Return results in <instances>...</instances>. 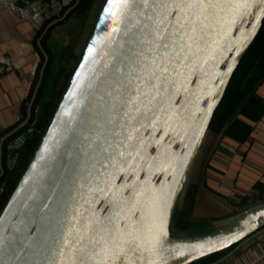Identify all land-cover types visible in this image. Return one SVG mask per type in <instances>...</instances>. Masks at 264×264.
Segmentation results:
<instances>
[{"label": "water", "instance_id": "95a60500", "mask_svg": "<svg viewBox=\"0 0 264 264\" xmlns=\"http://www.w3.org/2000/svg\"><path fill=\"white\" fill-rule=\"evenodd\" d=\"M263 22L264 0H106L0 214V264H132L154 214L180 245L146 264H190L264 227L263 200L172 230Z\"/></svg>", "mask_w": 264, "mask_h": 264}, {"label": "crops", "instance_id": "0c3cea01", "mask_svg": "<svg viewBox=\"0 0 264 264\" xmlns=\"http://www.w3.org/2000/svg\"><path fill=\"white\" fill-rule=\"evenodd\" d=\"M78 2L63 0L70 10ZM79 17L71 11L64 20L53 23V15L39 6L28 8L20 0H0V63L13 65L12 71L0 75V214L25 170L5 194L9 171L26 136L28 104L46 65L43 43L52 48L61 36L78 37L82 26ZM258 94L264 98V83ZM240 118L252 126L248 137L220 136L210 128L192 171L190 185L199 183L193 212L209 222L262 201L255 184L264 183V116L258 121ZM244 197H249L245 205L241 203ZM220 252L208 264H264V227Z\"/></svg>", "mask_w": 264, "mask_h": 264}, {"label": "trees", "instance_id": "16d2710c", "mask_svg": "<svg viewBox=\"0 0 264 264\" xmlns=\"http://www.w3.org/2000/svg\"><path fill=\"white\" fill-rule=\"evenodd\" d=\"M105 3L106 0H79L77 5L70 10V12L75 11L76 16H80L82 21H80L81 32L75 38L76 47L64 46L60 41L52 48L48 46V58L43 70L42 81L33 99L34 112L30 118L31 125L20 146L16 162L9 171L4 188L5 194L15 186L38 147ZM67 7L64 6V9ZM263 83L264 22L235 70L225 95L214 113L210 128L220 136H231L238 140L246 139L252 126L240 117L244 116L252 121H258L264 116V98L258 94V88ZM255 188L259 191L258 199L263 201L264 183L257 182ZM198 189V182L189 186L183 208L175 217L173 232L201 229L206 227L210 221L194 215ZM255 197H253L254 202L257 200ZM248 198L244 197L241 203L247 204ZM220 254L221 252H216L190 264H208Z\"/></svg>", "mask_w": 264, "mask_h": 264}, {"label": "bare ground", "instance_id": "6f19581e", "mask_svg": "<svg viewBox=\"0 0 264 264\" xmlns=\"http://www.w3.org/2000/svg\"><path fill=\"white\" fill-rule=\"evenodd\" d=\"M177 245H180L177 240L168 237L166 222L154 214L145 235L135 249L132 264H146L159 251Z\"/></svg>", "mask_w": 264, "mask_h": 264}, {"label": "built area", "instance_id": "2783aa9c", "mask_svg": "<svg viewBox=\"0 0 264 264\" xmlns=\"http://www.w3.org/2000/svg\"><path fill=\"white\" fill-rule=\"evenodd\" d=\"M20 2L28 8L39 6L43 10L50 12L53 15V23L64 20L70 13V8L64 9L63 0H20ZM12 70V64L0 63V75Z\"/></svg>", "mask_w": 264, "mask_h": 264}, {"label": "rangeland", "instance_id": "374dc122", "mask_svg": "<svg viewBox=\"0 0 264 264\" xmlns=\"http://www.w3.org/2000/svg\"><path fill=\"white\" fill-rule=\"evenodd\" d=\"M77 34H75V35H71V37L69 38V42H68V44L66 45V46H69V45H72L74 48L76 47V42H75V38L77 37L76 36ZM59 41L61 42V43H63V45H64V43H65V38H62V36H61V38H59ZM48 44V43H47ZM47 44L45 43H43V58H44V61H45V63H46V61H47V58H48V50H47V48H48V46H47ZM79 47H80V45H79ZM79 50H80V48H79ZM45 65V64H44ZM43 70H44V66L42 67V71H41V73H42V75L40 76V80L42 81V77H43ZM41 81L39 82V84H38V87H37V89L39 88V86H40V83H41ZM37 92V91H36ZM36 92L33 94V98H31V100H30V102H29V104H28V110H27V115H26V120H27V124L25 125V126H27V128H26V130H25V135H26V133H27V131L29 130V127H30V125H31V121H30V118H31V116L33 115V112H34V109H33V99H34V97H35V95H36ZM64 93V92H63ZM63 95V94H62ZM24 126V127H25Z\"/></svg>", "mask_w": 264, "mask_h": 264}]
</instances>
